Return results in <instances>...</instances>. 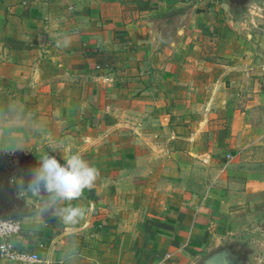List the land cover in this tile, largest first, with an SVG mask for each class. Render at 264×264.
Returning a JSON list of instances; mask_svg holds the SVG:
<instances>
[{"label":"crops","instance_id":"crops-1","mask_svg":"<svg viewBox=\"0 0 264 264\" xmlns=\"http://www.w3.org/2000/svg\"><path fill=\"white\" fill-rule=\"evenodd\" d=\"M258 135L264 0H0V217L38 257L0 264L217 263ZM69 150L99 171L72 226L17 186Z\"/></svg>","mask_w":264,"mask_h":264},{"label":"rangeland","instance_id":"rangeland-1","mask_svg":"<svg viewBox=\"0 0 264 264\" xmlns=\"http://www.w3.org/2000/svg\"><path fill=\"white\" fill-rule=\"evenodd\" d=\"M214 85L211 86L213 94L218 89ZM196 110H202V104H197ZM255 138L257 144L250 153L255 159L241 168L246 171L241 176L242 191L251 189L253 193L232 198L236 206L241 200V209L230 213V221L215 241L218 245L212 247L211 257L217 263L211 264H264V136ZM251 172L258 175V179L247 177ZM249 181H252L251 185Z\"/></svg>","mask_w":264,"mask_h":264},{"label":"clouds","instance_id":"clouds-1","mask_svg":"<svg viewBox=\"0 0 264 264\" xmlns=\"http://www.w3.org/2000/svg\"><path fill=\"white\" fill-rule=\"evenodd\" d=\"M17 148L25 147L18 143L2 150ZM62 159L63 163H60L54 156L44 154L31 170L27 188L23 185V177L17 186L40 200L37 207L41 215L51 211L63 224L72 226L83 220L89 210L80 205H72L71 201L78 199L85 189L93 187L99 171L82 154L71 150ZM64 202L68 203L65 205Z\"/></svg>","mask_w":264,"mask_h":264},{"label":"built area","instance_id":"built-area-1","mask_svg":"<svg viewBox=\"0 0 264 264\" xmlns=\"http://www.w3.org/2000/svg\"><path fill=\"white\" fill-rule=\"evenodd\" d=\"M19 231L20 222L18 219L0 218V253L8 257L28 262L31 260H38L36 255L9 252L11 245L8 242V239L18 234Z\"/></svg>","mask_w":264,"mask_h":264},{"label":"water","instance_id":"water-1","mask_svg":"<svg viewBox=\"0 0 264 264\" xmlns=\"http://www.w3.org/2000/svg\"><path fill=\"white\" fill-rule=\"evenodd\" d=\"M2 163H3V159H0V189H2V175H3V168H2ZM0 218H16V216H9V217H5V216H1Z\"/></svg>","mask_w":264,"mask_h":264}]
</instances>
